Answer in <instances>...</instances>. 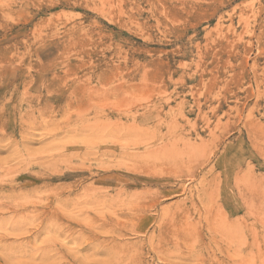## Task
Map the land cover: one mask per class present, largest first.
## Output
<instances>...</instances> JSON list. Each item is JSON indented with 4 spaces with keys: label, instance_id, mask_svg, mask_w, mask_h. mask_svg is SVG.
I'll return each mask as SVG.
<instances>
[{
    "label": "rangeland",
    "instance_id": "obj_1",
    "mask_svg": "<svg viewBox=\"0 0 264 264\" xmlns=\"http://www.w3.org/2000/svg\"><path fill=\"white\" fill-rule=\"evenodd\" d=\"M259 244L264 0H0V264Z\"/></svg>",
    "mask_w": 264,
    "mask_h": 264
},
{
    "label": "bare ground",
    "instance_id": "obj_2",
    "mask_svg": "<svg viewBox=\"0 0 264 264\" xmlns=\"http://www.w3.org/2000/svg\"><path fill=\"white\" fill-rule=\"evenodd\" d=\"M149 150V149H148ZM152 152V151H151ZM154 152V151H153ZM149 153H150V151H149ZM155 153V152H154ZM158 152H156V154H157ZM150 155V154H149ZM148 157V156H147ZM244 179V178H243ZM140 181H142V182H146V183H153V181L152 180H150V179H147V178H140L139 179ZM255 182V181H254ZM263 183V182H262ZM243 186V185H242ZM186 187V186H185ZM248 187V186H247ZM255 187V186H254ZM160 188V187H159ZM243 188H241V190H242ZM248 189V188H247ZM203 190H205L206 191V189H203ZM243 190H245V188L243 189ZM120 192V191H119ZM122 192V191H121ZM243 192V191H242ZM205 193V192H204ZM244 193V192H243ZM253 193V192H252ZM201 194V193H200ZM241 196H243L242 194H240ZM202 197V196H201ZM251 198V197H250ZM250 200V199H249ZM203 201V200H202ZM218 206V205H217ZM218 208H220L219 206H218ZM187 210V209H186ZM186 210H183L181 213H182V215H183V218L186 216L185 214H189V211H186ZM249 213H251V212H249ZM144 214V213H143ZM221 214V213H220ZM251 215V214H250ZM189 216V215H188ZM181 218V217H180ZM229 218V217H228ZM212 219V218H211ZM213 220V219H212ZM186 221V220H185ZM153 222H154V220H153ZM180 222V221H179ZM209 222H211V221H209ZM213 222V221H212ZM137 223V222H136ZM207 223V222H206ZM152 224V223H151ZM217 224V223H216ZM187 225V224H186ZM206 225V224H205ZM211 225V224H210ZM208 226V225H207ZM183 227V226H182ZM210 227V226H209ZM177 228V227H176ZM175 228V229H176ZM178 229V228H177ZM183 229H185V228H183ZM183 229H182V231H183ZM208 229V228H207ZM186 230V229H185ZM192 230V229H191ZM213 232H214V229L212 230ZM211 232V231H210ZM212 232V233H213ZM244 232V231H243ZM187 233V232H186ZM190 233V232H189ZM256 233V232H255ZM170 234V233H169ZM181 234V233H180ZM179 234V235H180ZM183 234V233H182ZM181 234V235H182ZM185 234V233H184ZM183 234V235H184ZM191 234V233H190ZM178 235V236H179ZM182 235V236H183ZM207 235V234H206ZM172 236H174V235H172ZM187 236V235H186ZM181 237V236H180ZM243 237V236H242ZM164 238V237H163ZM189 238V237H188ZM180 239V238H179ZM243 239V238H242ZM161 241V240H160ZM164 241V240H163ZM183 241H185V240H183ZM258 241V240H257ZM263 241V240H262ZM162 242V241H161ZM182 242V241H181ZM210 242V241H209ZM244 242V241H243ZM186 245H188V244H186ZM207 245V244H206ZM208 248V247H207ZM211 248V247H210ZM240 248V247H239ZM239 248H236V250L237 249H239ZM247 248V247H246ZM181 249V248H180ZM251 252L252 253H254V255H255V257L256 256H261V261L263 262V264H264V244H259L258 246H251ZM244 250V249H243ZM232 251V248L231 247H217V249L216 250H214L213 251V255H212V257H216V255H217V252L218 253H220V254H230V252ZM245 251V250H244ZM250 251V250H249ZM241 252H242V250H241ZM247 252V251H246ZM250 252V253H251ZM200 254V253H199ZM236 254H240V253H237V251H236ZM253 255V256H254ZM198 257V256H197ZM197 257H196V261H198L197 262V264H205L206 263V259L205 258H203L202 257V255L200 256V259H197ZM199 258V257H198ZM227 258H231V256L230 255H228L227 256ZM237 258V257H236ZM217 259H218V257H217ZM216 259V260H217ZM215 260V259H214ZM242 261V260H241ZM210 262V261H209ZM196 263V262H195ZM216 263V262H215ZM235 263V262H234ZM261 263V262H260ZM212 264H214V262L212 263ZM231 264H233L232 262H231ZM236 264V263H235Z\"/></svg>",
    "mask_w": 264,
    "mask_h": 264
}]
</instances>
